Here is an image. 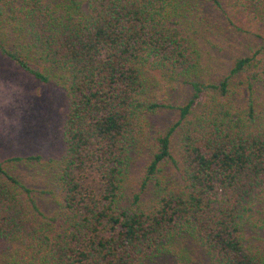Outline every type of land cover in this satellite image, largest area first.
<instances>
[{"label":"trees","instance_id":"16d2710c","mask_svg":"<svg viewBox=\"0 0 264 264\" xmlns=\"http://www.w3.org/2000/svg\"><path fill=\"white\" fill-rule=\"evenodd\" d=\"M0 54L64 93L49 208L0 161V264H264V0H0Z\"/></svg>","mask_w":264,"mask_h":264},{"label":"rangeland","instance_id":"374dc122","mask_svg":"<svg viewBox=\"0 0 264 264\" xmlns=\"http://www.w3.org/2000/svg\"><path fill=\"white\" fill-rule=\"evenodd\" d=\"M207 26L210 31L201 38L206 68L212 74L224 73L235 57L246 52L248 40L218 26ZM49 74V81L44 82L0 54V161H5L15 175L36 190L45 210L49 208L46 204L51 203L46 190L53 188L56 160L63 148L59 128L64 113V93L56 82L58 78ZM176 93L181 98L189 95V91L180 87ZM168 116L169 113L159 115L156 123L162 125V120L167 123ZM30 155L40 158L8 161L13 156ZM96 180L90 182L94 185ZM184 249L190 257L187 264H207L194 246L188 244ZM2 259L0 251L1 262ZM164 264L182 263L171 255Z\"/></svg>","mask_w":264,"mask_h":264}]
</instances>
